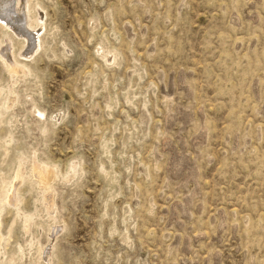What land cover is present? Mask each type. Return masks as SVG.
Listing matches in <instances>:
<instances>
[{"label": "rangeland", "instance_id": "374dc122", "mask_svg": "<svg viewBox=\"0 0 264 264\" xmlns=\"http://www.w3.org/2000/svg\"><path fill=\"white\" fill-rule=\"evenodd\" d=\"M31 7L0 24V264H264V0Z\"/></svg>", "mask_w": 264, "mask_h": 264}, {"label": "bare ground", "instance_id": "6f19581e", "mask_svg": "<svg viewBox=\"0 0 264 264\" xmlns=\"http://www.w3.org/2000/svg\"><path fill=\"white\" fill-rule=\"evenodd\" d=\"M13 4L16 7L15 12H14V10H12V11L9 10ZM31 9H32L31 0H0V24L7 28L6 35L4 36L7 43L11 44L13 42L12 38L9 35V31L13 30V32H14V30H17L16 27H18V30H17L18 32H16V33H19V35H20V33L21 34L29 33V30L26 27H29L30 29L37 31V34H39L40 29L39 30H37V29L39 27H43L42 17H39V19L31 22L30 21L31 20V17H30ZM10 12H13V13L10 14ZM30 32H32V31H30ZM35 39L36 38H34V40ZM33 43H34V41H33ZM7 64H8V71L12 74L13 77H15L17 74H19L21 69H23L24 72H26V67L25 66L21 67L19 61H17L16 59L9 61ZM4 94H5V91L1 90L0 91V101H1ZM15 101H16L15 96H13V94L9 95L6 99V102H5L6 108L7 109L11 108L14 105ZM20 168H19V170H20ZM33 173L40 180L41 185H44L47 187L46 188L47 190L45 193V195H46L45 196V204L47 205L46 207H49V206L51 207V204L53 202L51 203V201H52L50 198L51 192H50V187H48V186L52 182V179L54 178L55 173L46 167H44V168L37 167L34 169ZM23 178H24V170H21L18 172L16 180L19 181V183H20L23 181ZM12 199H11V201H13Z\"/></svg>", "mask_w": 264, "mask_h": 264}]
</instances>
